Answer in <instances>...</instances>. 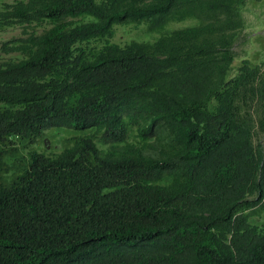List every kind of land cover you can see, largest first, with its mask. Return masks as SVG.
Returning <instances> with one entry per match:
<instances>
[{
  "label": "trees",
  "instance_id": "obj_1",
  "mask_svg": "<svg viewBox=\"0 0 264 264\" xmlns=\"http://www.w3.org/2000/svg\"><path fill=\"white\" fill-rule=\"evenodd\" d=\"M6 1L0 264H264V62L233 49L264 0Z\"/></svg>",
  "mask_w": 264,
  "mask_h": 264
},
{
  "label": "rangeland",
  "instance_id": "obj_2",
  "mask_svg": "<svg viewBox=\"0 0 264 264\" xmlns=\"http://www.w3.org/2000/svg\"><path fill=\"white\" fill-rule=\"evenodd\" d=\"M6 2L9 3L11 0ZM243 19L245 24L244 32L233 48L235 62L238 63L241 59H248L254 63L264 62V55L258 54L261 50H264V37L262 38V35H264V1L250 4V7L243 12ZM193 23L194 21L189 20L180 22L179 24H172L170 27L179 28ZM20 31V28H9L1 32L0 43L13 37H19ZM155 36L154 34L147 33L143 25L138 27L117 26L111 42L122 45L133 39L139 41L153 40ZM77 134L79 133L74 129L54 127L45 131V138L38 147L36 145H28L23 152L27 153L32 150H37L38 152L44 151L46 153L58 152L63 148L64 139ZM261 144L264 146V137L261 138Z\"/></svg>",
  "mask_w": 264,
  "mask_h": 264
}]
</instances>
